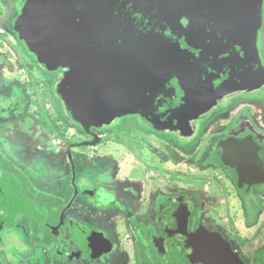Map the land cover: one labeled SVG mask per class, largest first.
I'll use <instances>...</instances> for the list:
<instances>
[{
	"label": "flooded vegetation",
	"instance_id": "af4514ba",
	"mask_svg": "<svg viewBox=\"0 0 264 264\" xmlns=\"http://www.w3.org/2000/svg\"><path fill=\"white\" fill-rule=\"evenodd\" d=\"M28 1L0 0V113L10 122L7 105L19 101L14 114L31 117L19 155L46 165L32 185L55 213L51 222L31 200L16 205L0 185V226L6 210L29 231L24 239L13 222L18 244L0 232L5 264H264V80L229 93L251 92L246 111L215 115L199 136L189 123L204 114L183 117V129L138 115L83 126L59 94L68 70L47 69L21 39ZM257 35L264 69V0Z\"/></svg>",
	"mask_w": 264,
	"mask_h": 264
},
{
	"label": "water",
	"instance_id": "95a60500",
	"mask_svg": "<svg viewBox=\"0 0 264 264\" xmlns=\"http://www.w3.org/2000/svg\"><path fill=\"white\" fill-rule=\"evenodd\" d=\"M258 13L259 0H29L19 27L42 65L68 70L59 94L76 122L183 129L264 80Z\"/></svg>",
	"mask_w": 264,
	"mask_h": 264
},
{
	"label": "rangeland",
	"instance_id": "374dc122",
	"mask_svg": "<svg viewBox=\"0 0 264 264\" xmlns=\"http://www.w3.org/2000/svg\"><path fill=\"white\" fill-rule=\"evenodd\" d=\"M250 93L251 92L246 94L243 93L239 96H232L229 94L230 96L223 97V99L220 102H217L207 113L200 116L199 119L195 120L194 122L189 123L190 125H194L196 127L194 133H197V135L199 136L203 131L204 125L209 123V121L213 117H215V115H218L225 110H230L233 115L238 117L239 113L242 114L246 111L244 110L245 107L240 105L241 97L244 96L248 98L249 96H251ZM258 95L261 94H257L256 96ZM16 103H14V106H11L9 104L7 105V108L10 110V112L13 110L12 115L10 114V122H6L8 113H0V134L2 135L4 125V129L6 130L5 134L10 139V141L7 142L2 139L0 135V185L5 188L8 197L11 198V201L16 205L27 207L26 202L28 200H31V202H34L36 204V209L39 210L38 213L40 217L46 216L50 218L51 222H53L54 218H51L50 215L54 214L55 212L49 211L47 209L46 201L49 200L48 197L45 196L44 193L39 192L36 188L33 187V185L39 187V183H33V179L36 178L37 180H41V177L38 173L46 165L42 167L41 164L36 163L35 159H30V161L26 162L21 159V156L19 155V153L24 151L23 147H21V145L23 146V144H21V141H25L33 137L34 134L32 133L33 130L29 131V125H31V127L33 125L32 123H30L31 121L28 120L31 117H28L27 115L22 116V114H14V111L18 109L17 104L19 105V101L17 104ZM119 120L120 119L113 120L110 124H112V126L116 125ZM26 176H29V178L27 177L25 178L26 180H24V177ZM17 177L20 180L21 186H19L17 183L19 181L17 180ZM11 215L7 213L6 210L4 211L3 222L0 226L1 235L4 234L6 236L3 239H7L9 233L11 232V226L13 225V222L16 226L17 232L21 230L20 235L25 239L28 236L29 231L27 229L25 230L23 227L18 228V221L16 220L18 218L17 213L15 215L12 213ZM24 218L28 222H32V220L27 216ZM8 223L10 224V226ZM16 234V232H12L9 235V240H6V242L14 243L18 236ZM17 240L15 244H18ZM14 251L17 252L15 249ZM6 256H8V253L6 254ZM0 264H5L2 255H0Z\"/></svg>",
	"mask_w": 264,
	"mask_h": 264
}]
</instances>
